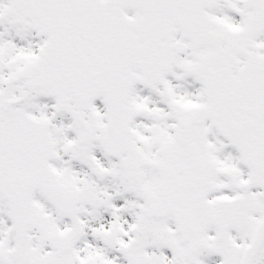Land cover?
Segmentation results:
<instances>
[{"label": "snow or ice", "instance_id": "1", "mask_svg": "<svg viewBox=\"0 0 264 264\" xmlns=\"http://www.w3.org/2000/svg\"><path fill=\"white\" fill-rule=\"evenodd\" d=\"M0 264H264V0H0Z\"/></svg>", "mask_w": 264, "mask_h": 264}]
</instances>
